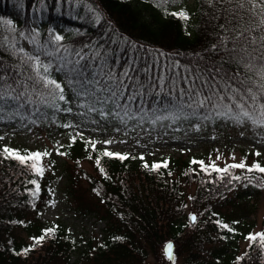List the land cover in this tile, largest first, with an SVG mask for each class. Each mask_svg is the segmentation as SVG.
<instances>
[{
    "label": "trees",
    "instance_id": "obj_1",
    "mask_svg": "<svg viewBox=\"0 0 264 264\" xmlns=\"http://www.w3.org/2000/svg\"><path fill=\"white\" fill-rule=\"evenodd\" d=\"M92 2L111 21L113 30L118 29L131 40L182 62L194 59L196 53L205 57L201 63L213 56L204 49L216 42L218 25L224 22L222 15L215 18L216 11L206 0H175L166 5L167 12L164 6H157L159 0ZM34 5L38 7V0H0V17L12 19L19 28L35 26L46 30L53 26L72 40L87 41L103 34L100 25L77 18V12L84 15L83 8L69 10L65 3L57 10L55 0H46V9L38 12ZM182 9L190 13L191 23L189 18L185 20L174 14ZM107 27L105 23L103 28ZM77 29L87 35H75ZM9 120L30 128L58 130L66 122L63 119L54 122L50 114L40 123L21 122L19 118ZM197 122L193 118L192 123ZM190 128L188 122L182 121L179 130L176 125L156 126L153 130L145 124L136 127L135 132L157 138L170 131ZM70 137L62 144L54 143L53 147L18 149L22 153L47 151L48 155L41 159L43 175L31 169L30 161L21 164L11 156L5 157L0 144V264H173L180 258L181 264H264V249L246 238L250 232L264 230L254 231L252 223L244 218L231 220L221 201L240 184L264 189L260 186L264 184V173L231 168L227 174H219L213 169L206 172L192 162L193 158L206 164L214 161L220 167L236 163L217 162L211 150L201 155L161 156L157 160L129 155L121 160L103 155L97 144L93 149L86 138L79 136L73 141ZM97 156L101 160L99 165ZM153 164L159 167L154 168ZM61 172L66 175L70 195L75 189L81 192L80 184L85 185L93 208L88 205L80 211H93L105 220L102 237L91 233L89 237L75 239L62 223L41 219L43 208L53 202V183ZM234 175L241 179L233 180ZM246 176L255 182L250 183L244 179ZM33 179L39 185L35 195ZM101 210L105 212L103 215ZM193 213L195 221L190 217ZM217 221L227 223L235 231L222 228ZM44 229L54 231L45 233ZM36 236H44L43 241L34 240ZM169 242L173 245L174 260H169L166 254ZM24 248L29 249L27 255L21 251Z\"/></svg>",
    "mask_w": 264,
    "mask_h": 264
},
{
    "label": "snow or ice",
    "instance_id": "obj_2",
    "mask_svg": "<svg viewBox=\"0 0 264 264\" xmlns=\"http://www.w3.org/2000/svg\"><path fill=\"white\" fill-rule=\"evenodd\" d=\"M170 2L175 0H159L157 6H164L167 12L166 5ZM65 3L69 10L83 8L84 15L77 12V18L100 25L103 34L87 41L72 40L53 26L46 30L35 26L19 28L12 19L0 17V53H4L0 55V120L19 118L21 122L40 123L50 114L52 121L66 120L63 126L75 130L80 125L67 119L75 116L81 123L115 124L114 130L125 135L129 129L135 131L145 124L153 130L156 126L173 125L179 130L182 121L195 130L217 121L264 129V0H206L216 11L215 18L220 19L222 15L224 22L218 25L216 42L204 49L213 54L205 63L200 62L205 60L200 53L186 62L169 59L163 51L146 47L118 29L113 30L111 21L106 20L92 0H55L57 10ZM46 7V0H38V7L34 5L38 12ZM174 14L185 20L190 17L183 9ZM105 23L107 28H103ZM74 34L87 35L79 29ZM58 113L65 115L61 117ZM193 118L198 122L192 123ZM258 134L264 135V132ZM79 135L83 137L84 133ZM70 138L75 141L77 137ZM88 140L95 149L97 141L91 137ZM99 142L109 145L116 141ZM3 154L21 164L30 161L32 170L40 175L44 173L41 159L48 155L47 151L22 153L5 145ZM102 154L121 160L130 155L108 148ZM256 155H260L259 151ZM219 158L218 155L216 159ZM95 159L99 165L100 157ZM192 162L206 172L213 169L219 174H227L231 168L264 173V165L259 161L246 164L241 160L224 167L196 158ZM232 179L239 181L241 177L234 175ZM244 179L255 182L247 176ZM31 183L36 185L35 195L39 185L35 179ZM191 219L196 220L194 213ZM217 223L235 231L227 223ZM53 231L44 229L45 233ZM246 238L258 242L264 249V231L250 232ZM33 239L41 242L44 236ZM172 249L169 242L166 248L169 260L175 259ZM28 250L21 251L27 255Z\"/></svg>",
    "mask_w": 264,
    "mask_h": 264
},
{
    "label": "rangeland",
    "instance_id": "obj_3",
    "mask_svg": "<svg viewBox=\"0 0 264 264\" xmlns=\"http://www.w3.org/2000/svg\"><path fill=\"white\" fill-rule=\"evenodd\" d=\"M192 20L189 17L188 22L191 23ZM68 119H72L80 126L75 130L65 127L62 130L39 129L11 120L0 121V137H2L0 144L2 147L7 145L15 149L53 147L54 143H64L69 135L80 136L79 133L83 132V138H93L102 149L127 152L130 155H141L142 153L143 156L153 160L161 156H177L181 153L201 155L211 150L217 162L238 163L243 160L251 163L259 161L264 165V135L258 134L264 132V129L253 128L251 125L237 126L230 122L220 121L213 126H202L199 130L190 128L179 132L170 131L160 137L150 138L140 131H128L125 135L102 121L99 124H93L91 122L81 123L79 117L75 116H69ZM104 139H113L116 142L109 145L99 142ZM257 151L260 153L259 156L256 155ZM218 155L220 158L216 159ZM80 186L81 192L75 189L70 195L67 192L66 175L59 173L53 183V202L44 207L41 219L50 223H62L75 239L81 236L89 237L91 233L102 237L105 220L98 218L93 211H80L87 209L88 205L93 208L92 198L86 196L85 185L80 184ZM221 201L223 209L228 212L231 220L240 221L244 218L252 223L253 230L264 229V189L240 184ZM101 211L100 215H103L105 212ZM207 251L208 249L204 253ZM149 259L152 257L149 256ZM173 264H181V258Z\"/></svg>",
    "mask_w": 264,
    "mask_h": 264
}]
</instances>
